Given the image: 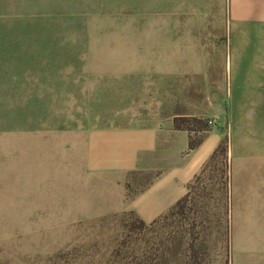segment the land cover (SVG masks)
Listing matches in <instances>:
<instances>
[{"label": "crops", "instance_id": "1", "mask_svg": "<svg viewBox=\"0 0 264 264\" xmlns=\"http://www.w3.org/2000/svg\"><path fill=\"white\" fill-rule=\"evenodd\" d=\"M18 3L0 0V220L22 229L51 212L54 227L70 228L134 213L150 225L227 139L228 210L244 215L245 236L264 234V0H156L143 23L130 17L111 34L96 80H51L38 30L9 28ZM41 80L75 95L56 115L47 105L63 120L39 123ZM176 119L203 128L176 129ZM191 138H201L193 150ZM135 175L149 179L133 191Z\"/></svg>", "mask_w": 264, "mask_h": 264}, {"label": "rangeland", "instance_id": "2", "mask_svg": "<svg viewBox=\"0 0 264 264\" xmlns=\"http://www.w3.org/2000/svg\"><path fill=\"white\" fill-rule=\"evenodd\" d=\"M155 6L156 0H19L8 13L12 14L8 22L9 28L38 30L39 61H50L51 80H96L105 77L97 75L95 61L113 43L111 34L127 28L130 17L143 23L138 17ZM172 8L169 2L168 9ZM50 68L44 69L48 75L44 77H49ZM55 86L41 80V125L63 120L47 116V105L56 115L75 104L74 94H51L58 89ZM226 173V164L216 161L182 215L145 229L132 227L135 219L130 213L59 228L54 227L51 212H40L33 215L30 227L25 223L22 229L2 215L0 264H247L244 259L255 251L260 254L252 264H264V234L245 236L249 228L241 221L244 215L228 210ZM148 179L133 176V191Z\"/></svg>", "mask_w": 264, "mask_h": 264}, {"label": "trees", "instance_id": "3", "mask_svg": "<svg viewBox=\"0 0 264 264\" xmlns=\"http://www.w3.org/2000/svg\"><path fill=\"white\" fill-rule=\"evenodd\" d=\"M227 114H229V108L227 106ZM229 116V115H228ZM202 122L199 120H188V119H176L175 120V128L176 129H185L188 131H193V130H201L202 127ZM193 128V129H192ZM201 142V138H194L190 139L189 141V149L193 150L195 149ZM228 155V140L225 139L223 140L216 151L213 153L211 156L209 162L207 163L205 169L203 170L201 176L197 177L195 180V183L191 186L189 193L187 196H185L180 202H178L166 215L163 217L159 218L155 222H153L150 225H155L162 220L167 219L169 216H177V215H182L185 212V209L187 208L188 204L190 203V197L192 195V192L194 191L195 187L197 184L201 181V179L204 178V176L207 174V172L212 168V166L216 163V161H221L226 164L227 168V156ZM227 175V173H226ZM203 176V177H202ZM223 185L225 186V191L227 187V180L223 181ZM227 197V195H225ZM131 215L134 216L135 222L132 224V227L134 229H145L149 227L150 225H146L144 222H142L134 213H130Z\"/></svg>", "mask_w": 264, "mask_h": 264}, {"label": "built area", "instance_id": "4", "mask_svg": "<svg viewBox=\"0 0 264 264\" xmlns=\"http://www.w3.org/2000/svg\"><path fill=\"white\" fill-rule=\"evenodd\" d=\"M208 125H209V126H212V125H213V123H212L211 121H209V122H208Z\"/></svg>", "mask_w": 264, "mask_h": 264}]
</instances>
